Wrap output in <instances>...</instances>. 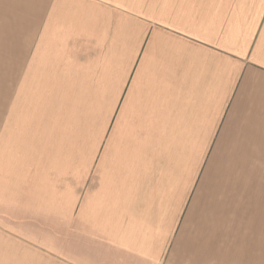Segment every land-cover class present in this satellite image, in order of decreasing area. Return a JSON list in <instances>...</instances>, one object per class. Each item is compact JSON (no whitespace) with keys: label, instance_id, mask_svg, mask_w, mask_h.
<instances>
[{"label":"crops","instance_id":"0c3cea01","mask_svg":"<svg viewBox=\"0 0 264 264\" xmlns=\"http://www.w3.org/2000/svg\"><path fill=\"white\" fill-rule=\"evenodd\" d=\"M0 22V264H264V0H0ZM89 96L109 132L73 177L55 114Z\"/></svg>","mask_w":264,"mask_h":264},{"label":"rangeland","instance_id":"374dc122","mask_svg":"<svg viewBox=\"0 0 264 264\" xmlns=\"http://www.w3.org/2000/svg\"><path fill=\"white\" fill-rule=\"evenodd\" d=\"M148 1V3H146ZM146 3V6H145ZM176 4V0H136V19L142 20L145 16V10L148 9V12L160 9H169L174 8ZM149 5V6H147ZM140 24L137 21V25ZM0 25L2 23L0 22ZM110 86V83L106 85ZM92 90H89V94H92ZM106 101V98L104 99ZM72 110L68 115H59L55 114V120H63V116L65 117V121H69L71 125V129L69 131V144H66V147L70 149V155L72 159V173L73 177L76 173L80 172V159L81 157H86L88 161L87 170L89 173H92L95 164V156L98 151L102 133L106 134L109 131L108 123L111 121V113H98L97 112V99L96 97L89 96L86 100L80 99H72ZM106 103H103L105 106ZM106 109V107H105ZM109 108L108 110H110ZM68 121L66 125H68ZM104 122V129H99L96 127V122ZM95 123V124H94ZM84 167L82 166V169Z\"/></svg>","mask_w":264,"mask_h":264}]
</instances>
